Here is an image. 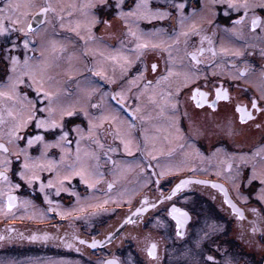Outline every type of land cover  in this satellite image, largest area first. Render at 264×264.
<instances>
[{
	"label": "flooded vegetation",
	"instance_id": "obj_1",
	"mask_svg": "<svg viewBox=\"0 0 264 264\" xmlns=\"http://www.w3.org/2000/svg\"><path fill=\"white\" fill-rule=\"evenodd\" d=\"M38 2L43 3V0ZM81 2L82 0H64V4ZM126 3L131 4L133 0H126ZM187 4L195 7L200 5L198 0H187ZM150 5L164 10L168 2L151 0ZM222 10L223 6H218L213 15L210 13L196 15L191 20L194 22V29L192 25L188 27L177 24V32L167 31L164 27L152 38L147 35L150 33H147L146 29L149 31L150 27L167 26L166 19H152L147 22L139 20L138 30L146 31L142 32L146 34L145 37L150 44H161V41L163 43L159 48L154 49L149 46L141 50L142 57L130 64L131 72L143 69L144 77L139 79L135 87L137 86L136 89L142 87V92L145 93H137L135 87L131 86L122 103H117L119 97L113 100L116 108L114 115L121 116L119 117L121 125H114V131L119 127L122 136L132 141V155L125 152L121 140L116 138H114L116 149L114 153L104 152V148L95 147L100 153L97 161L99 169L114 163V177L111 176L114 181L110 180L108 174L106 179L102 176L98 178L96 175L92 181L93 188L82 183L77 176L65 181L61 188L59 179H56L62 174L59 166L61 163L52 162L53 170L40 172V181L34 182L32 187L30 186L31 189H27L32 191L34 199L48 215V221H44L43 217L16 218L12 221L14 224L12 226L10 221L0 218V236L4 237L0 239V264H39V255L49 258L52 264H102L103 261L113 258L120 264H185V252L194 249V242L208 230V225L216 227L215 235L211 238V247L213 250L219 249L216 253L219 264H224L225 259H230L232 264H263L264 202L259 199L261 185L259 181L248 184L246 178L234 184L229 177L234 175L235 164L232 171H226L227 165L223 161L227 159L226 153L251 154L252 151L264 146V127L255 126L256 123L264 120V116L253 112L256 120L241 124L239 113L235 111L238 104L251 111L249 99L258 98L260 89L264 87V76L261 75L264 71V56L260 55V48L264 45L255 39L243 38L240 39L244 45L240 51L241 56L234 57L231 51L221 52L224 46H228L226 42L229 38L238 42L235 36L231 35V32L226 33L225 29L233 20L243 15V12H233L225 16ZM263 12L264 10L257 9V13L262 16H264ZM203 16L208 20L202 19L195 24L200 20L196 19ZM114 17L117 16L114 14ZM190 17L193 18L191 15ZM56 24L53 26V31L58 30V27L55 28ZM246 25L249 29L250 17ZM117 28L122 34L114 39V44L119 43L122 38H125V44L128 46L135 44L132 37L123 34L121 29H125V26L120 24ZM63 30L66 34L72 32L68 29ZM181 32H187L188 35H178ZM201 36L208 37L212 43L209 44L207 40L201 43ZM4 43L0 39V45ZM252 44H256V47H252ZM165 45L168 46V50H165ZM200 47H203L205 52L197 54V59L201 63L194 64L188 54L196 52ZM209 48L215 50V57L207 51ZM21 49L19 55L23 54ZM210 60L211 65L208 63ZM153 63L157 64L155 73L151 71ZM169 68L174 78L169 76ZM190 70L198 71L199 78L195 83L184 87V74ZM167 74L168 80L156 85V80ZM123 80V78L114 79V92L110 93V97L116 93V90L117 92L120 90V83ZM147 81H152V85L145 88ZM197 85L201 91L208 94L209 102L215 101V108L207 104L197 106L196 101L191 98L192 89ZM221 85L228 92V100H215V87ZM26 88L29 92V88ZM178 88L180 91L177 98ZM169 91L172 92V103L177 104L176 109L165 102L164 94ZM137 108L139 111H136ZM77 122L84 123L82 115L64 117L63 124L69 130L68 133ZM129 124H134V127L129 128ZM106 126L108 128L109 124ZM177 127L180 129V134L176 133ZM37 131L35 129L34 133H40L45 138H53L56 135L54 129ZM101 137L104 138V132H101ZM74 139L73 135L68 136L70 143L63 145L74 149L76 147ZM0 143L9 147L10 153L13 151L4 139H0ZM40 145L37 143L31 151L38 153ZM63 148L65 147H48L46 155L53 159L57 158ZM217 149L221 151L218 152ZM181 151L184 157L179 155ZM149 152L151 155H146ZM85 153L86 151L81 152L80 156H85ZM153 156L155 159H152ZM10 157H13L15 164L22 160V156L19 161L15 156ZM70 164L73 163L67 160L62 165L65 173L68 170L67 165ZM88 165L93 166L91 161ZM141 169L144 171L142 172ZM162 170L168 172L163 178L159 176ZM242 171L246 177L250 174L251 168L245 167ZM157 179H160L159 185L155 183ZM182 179L191 180L193 183L182 188L171 202L157 204L156 208L148 207V204L156 203L161 193L169 194ZM49 180L53 182V187L49 188L46 185L42 191L39 187L40 183L48 184ZM214 184L220 187H213ZM237 184H239L238 189ZM109 185L112 187L109 188ZM103 186L109 191L118 193L124 199L114 201V204L109 206L102 204L85 206V195L91 192L98 194ZM58 188L59 194H57ZM42 192H46L52 201L62 203L64 205L62 211L57 205L46 204ZM12 194L17 197L15 202L17 204L20 194L16 191ZM142 198H146L148 204H141ZM225 199L229 200L231 205H235L243 215L242 219L236 211H233L230 204L225 203ZM173 202L188 211L191 217L183 238L176 237L175 222L167 215V210ZM141 207L147 208V211L133 215L136 209ZM49 208L52 211H49ZM253 208L256 209L255 213L251 211ZM110 214L111 221L108 216ZM129 218L132 223L126 222ZM161 221L163 223H160ZM48 224L50 227L46 226ZM253 226L258 229L255 233L252 232ZM28 227H35V230H26ZM48 228L50 229L46 230ZM112 232H114L113 238L104 244H99ZM32 235L38 237L47 235L48 239L30 240L29 237ZM79 240H84L85 243L80 244ZM93 241L96 242L95 248L90 247ZM151 243L157 245L156 260H150L147 256V248ZM67 244H71L72 247H66Z\"/></svg>",
	"mask_w": 264,
	"mask_h": 264
},
{
	"label": "snow or ice",
	"instance_id": "obj_2",
	"mask_svg": "<svg viewBox=\"0 0 264 264\" xmlns=\"http://www.w3.org/2000/svg\"><path fill=\"white\" fill-rule=\"evenodd\" d=\"M167 2L175 8L179 20L178 23L183 26L187 21L191 19L190 16H184L183 10L185 9L184 3H177L175 0H167ZM0 39L5 43L0 45V61H6L8 66V76L7 82L0 84V139L7 138V143L12 145L15 149L10 153L9 147L5 144L0 143V180L4 182L3 187H0V196L6 197L7 200V209L11 211L15 205L17 197L12 195V190L19 188V184H12L8 175L6 174L10 169L13 161L10 159V156H15L17 161L20 157L23 156L24 161L21 164V170L16 173L21 180H24L30 186L36 182L40 181L39 173L45 170L52 171L53 163L49 162L48 164H43L38 161L41 160L46 154L48 147H63L61 142L70 143L68 141V132L63 131V120L64 117H72L76 114L75 105L64 106L59 103V96L57 91L52 90V77L47 75V70L52 66V62L57 58L58 54L66 51V45L60 44L55 40H51L49 33V26H54L59 22L60 27L64 28L66 25L64 23V14L67 16H72L73 12L79 13V19L74 23V26L68 28L69 31L75 32L79 36L80 40L85 41V43L94 42L95 37L92 34L94 28L104 25L106 27L110 26V21L102 18L97 14L96 10H113L117 18L121 19L124 22L126 28L127 36L133 38L135 43V51L137 56L141 54V50L151 46L152 48H159L161 44L151 43L145 39L146 34L138 30V25L136 21L141 19H165L171 15V12L168 10H161L160 8H152L150 6V0H133V3L127 4L126 0H82L81 3H70L62 4L57 0H43V3L38 2V0H0ZM218 6H223L224 15L228 16L230 13H239L243 12V15H240L238 19L232 21L233 27L230 29H225V31L231 32L234 36L243 39L244 34L242 31L237 29V25H244L250 17V27L249 30L254 33V39L259 41L261 45H264V16L257 13V9L264 10V0H261L260 3H255L254 0H209L207 7L211 9H216ZM72 9V11H66L67 9ZM127 8V11L124 9ZM211 23V21H209ZM131 25V26H130ZM134 27L137 30H133ZM193 25V29H194ZM192 30V29H190ZM83 33V34H82ZM155 35V34H147ZM178 35L187 36V32H181ZM171 38V37H169ZM204 40H207L209 44L212 41L206 37L201 36V43ZM39 42V43H37ZM247 46V45H246ZM252 47H256V44H252ZM121 47L123 48V41H121ZM23 50V60L21 61L19 57V50ZM165 50H168V46L165 45ZM39 55L29 56V52L37 53ZM207 51L212 53V56H216V52L213 48L207 49ZM205 52L203 47H200L196 52L189 53L191 60L194 64H200L201 61L197 59V54H202ZM221 52L227 53L228 50L222 48ZM101 56H104L103 52H100ZM232 56L238 57L242 53L235 51L231 53ZM260 55L264 56V47L260 48ZM71 59V56H69ZM106 59L112 61H123L122 68L126 70V66L131 63L128 60L127 56L123 55L120 49H117L115 54L109 53L106 56ZM171 59V57H169ZM209 65L212 64V61H208ZM151 71L155 73L157 71V64L153 63L151 65ZM169 76L172 75L171 68L168 69ZM94 75L103 76L102 71H94ZM215 75V74H214ZM243 75V72H241ZM264 76V71L261 73ZM141 78L143 74L141 73ZM198 71L190 70L184 74L183 86L187 87L190 83H195V80L198 79ZM168 80V76H161L156 80V85H159L161 81ZM21 85L31 88L35 92V100L30 99L28 94L23 92ZM152 85V81H147L145 88H148ZM92 91H95L93 89ZM180 89H177V98L179 95ZM105 96L108 94L105 93ZM208 94L204 91H201L197 85L192 89L191 98L196 101L198 107L207 104L209 107L215 108V101L209 102L207 99ZM117 97L120 99L117 100ZM87 98L90 101L91 92L87 94ZM112 100H117V103H122L124 100L123 92H116L111 96ZM164 99L167 104H169L173 109L177 108V104L172 103V92H166L164 94ZM228 92L223 86L215 87V100H228ZM47 101L42 107H38L37 102ZM249 104L251 111L242 107L241 105H236L235 111L239 113V120L241 124L246 123L247 121H255L256 116L253 115V112L264 116V87L260 89V95L258 98H250ZM90 107L95 109L98 108V104H90ZM84 112L86 118H89V113L87 110L81 109ZM163 107L161 112L163 113ZM139 111V108L136 109ZM46 115H38L45 114ZM98 121V122H97ZM107 122L110 125H118L121 123L119 117L114 114H102L96 118H89V127L88 135L94 138L95 129L103 127ZM35 124L36 129H43L45 131L52 129H60V135L57 139L55 145L45 143V137L43 135H29L25 132V129H28L31 124ZM257 128L264 127V120H261L260 123H256ZM129 128L134 127V124H129ZM6 129V130H5ZM72 131L77 132L78 134L82 131L79 127L74 128ZM176 133L180 134V129L176 128ZM113 137L120 139L121 143L124 146V150L128 155H132V141L125 139L119 127L115 128V131L112 133ZM26 138V144L23 148L18 146V142ZM93 142L96 143L100 148H103V144H100L99 140L93 139ZM37 143L43 145L41 151V157L32 158L28 154V149L32 148ZM80 140H77V150L76 158L73 164L67 165V173L59 177L58 183L60 187H63L65 181H70L73 176L80 178L81 182L87 184L89 188L94 187L92 182L94 177L98 175V172L95 170L98 165L89 166L86 161H82L80 156L79 148ZM183 147V146H181ZM139 150V149H137ZM116 149L109 147L107 152H115ZM217 151H221L217 149ZM146 155H151V153H146ZM85 156L92 160H99V156L96 153H85ZM227 159L223 161L227 167L226 171L233 170V164H235L234 175L230 176L229 179L232 180L234 184L238 180L242 181L245 178L247 179L248 184H251L253 181H259L261 189L259 192V199L264 202V146L254 150L251 154L240 152V153H231L227 154ZM64 156L61 157L63 161ZM152 159H155L153 156ZM77 164L79 165L77 167ZM250 167L251 172L245 177L242 168ZM143 172L144 169H141ZM168 172L162 170L159 173V176L163 178L167 175ZM155 175V173H153ZM157 185L160 184V179L155 181ZM193 183V181L188 179H182L177 183L170 191L169 194L164 195L161 193L160 197L156 200V203L148 204L146 198L141 199V204H148L150 208H156L157 204H163L165 201L171 202L173 197L177 195L186 185ZM195 183H202L201 181H195ZM237 189L239 184L236 185ZM45 185L41 184V190H43ZM47 187H53V182L49 180ZM112 186L109 185V188ZM213 187H220L219 185H213ZM59 188L57 194H59ZM221 191L223 188L221 187ZM227 194L225 193V196ZM47 200V197H45ZM51 203V201H49ZM107 203V201H105ZM225 203L231 205V202L225 199ZM233 211H236L238 216L242 219L243 215L235 208V205H231ZM52 211L51 208L48 209ZM147 211V208L141 207L136 209V212L133 215H137ZM253 213L256 212V209L251 210ZM63 215V214H61ZM167 215L175 222V235L178 238H183L186 235V225H188L189 220L191 219L188 211L184 210L181 207H178L174 202L171 203V207L167 210ZM127 223H132L133 221L129 218ZM160 223H163L161 221ZM208 230L203 232V235L200 236L194 242V249H188L185 256V264H219L216 258V253L219 249L213 250L211 247L212 236L215 235L216 227L215 225H208ZM258 229L253 226L252 232H257ZM111 235V233L109 234ZM0 239L4 237L0 236ZM30 240L43 239L47 240V235L38 237L32 235L29 237ZM74 239H76L74 237ZM80 244H84V240H79ZM66 247L71 248V244H67ZM90 247L95 248L96 242L93 241ZM156 248L155 243H151L147 248V256L150 260H156ZM79 251V249H77ZM102 264H120V262L113 258L111 260L103 261ZM224 264H232L230 259H225Z\"/></svg>",
	"mask_w": 264,
	"mask_h": 264
},
{
	"label": "rangeland",
	"instance_id": "obj_3",
	"mask_svg": "<svg viewBox=\"0 0 264 264\" xmlns=\"http://www.w3.org/2000/svg\"><path fill=\"white\" fill-rule=\"evenodd\" d=\"M151 1V0H150ZM176 2V1H175ZM184 3L185 4V9L183 10V15L184 16H193L189 21H187L184 25H187L190 27L191 25H194V22L191 21L196 17V15H208L209 13L213 15L215 13V9H209L207 7L209 0H198L200 5H197L196 7L194 5H188L187 0H182L178 1L177 3ZM255 3H260L261 0H254ZM60 3L64 4V0H60ZM3 6V5H2ZM0 6V7H2ZM152 8H157L153 7L150 5ZM169 12H171V15L168 16L166 19V25L167 26H161L159 27H150L149 31L146 29L147 33L150 34H155V35H150L151 38L158 35L159 30H163L164 27H166V30H172L173 32H177L178 30V20L179 16L175 10L169 3L167 7L165 8ZM164 9V10H165ZM72 11V9H67L66 11ZM127 11V9H124ZM163 10V9H161ZM97 14L100 15L102 18L107 19L110 21V26L106 27L104 25L98 26L97 29H93L92 34L95 37L94 42H89L85 43V41L80 40L79 36L76 35L75 32H71L69 34H66V31L63 29H68L70 26H74V23L77 19H79V13L74 12L72 16H67L64 14V23L65 27L61 28L60 24H56L55 28L58 27V30L53 31V26H49V33H50V39L55 40L60 44L66 45V51L63 53L58 54L57 58L52 62V66L48 68L47 70V75L52 77V90L58 92L59 96V103L63 104L64 106H72L75 105L76 107V114L77 115H82L84 119V123H75L71 127V132L69 133L68 136L73 135L74 136V141H75V148L73 147H66L64 142H61V144L65 147L61 150L60 154L57 156V158L53 159L51 156H45L41 158L40 163L43 164H48L49 162H56L61 163L59 166L62 169V174H66L64 167L62 165L65 164L67 160H70V162H74L76 158V148H77V140H80L79 148H80V153L85 152L86 153H96L99 156V149H101L96 143L93 142V139L99 140L100 144H103L104 152H107V149L109 147L114 148V137L112 133L114 132V125H110L107 128V122L103 125L101 128L95 129V135L94 138L90 137L88 135V127H89V118H96L101 116L102 114H114V111L116 108L114 107V102L110 97V93L114 92V79H124L120 83V92H123L124 97L128 95V90L131 88V86L135 87L136 84L139 83V79L141 78V73L143 74L144 77V71L143 69H138L135 72H131L129 67L130 64L133 62H137L138 58L142 57V53L137 56V53L135 51V44L128 46L125 44L124 39L121 36V40H119V43L114 44V39H116L119 34L121 35L122 33H119L120 30L117 28L118 26L124 25V22L117 18L114 17L115 12L109 9L105 10H96ZM224 12V10H222ZM264 13V12H263ZM66 15V16H65ZM206 16L199 17L196 20L197 21L195 24L198 22L202 21V19H206ZM238 19V18H237ZM145 22L149 21L148 19H141ZM152 20V19H151ZM136 25L139 26V20L135 22ZM193 23V24H192ZM247 21L245 22L244 25H237V29L242 31L244 34V39L248 40H253L254 39V33H252L249 29H247L248 25H246ZM176 25V27H175ZM131 26V25H130ZM156 27V28H155ZM233 25H229L228 28H232ZM139 29V28H138ZM123 34L126 33V28L121 29ZM124 30V31H123ZM133 30H137L136 27H134ZM144 30H140L142 32ZM144 31V32H146ZM226 33L228 31H225ZM83 34V33H82ZM233 35V34H231ZM234 36V35H233ZM232 36V37H233ZM235 38L238 40V42L232 41L231 38H229L228 42L226 44L228 46H224V49H227L228 51L235 52V51H242L244 45L240 42V38L236 37ZM146 40H148L145 37ZM2 40V39H1ZM235 40V39H234ZM121 41H124L123 45L124 47H121ZM236 41V40H235ZM39 43V42H37ZM136 43V42H135ZM134 46L133 48H131ZM120 49L123 53V55L127 56L128 60L131 61L130 64L126 66V70L122 68L123 61H112L106 59V56L109 53L115 54L116 50ZM22 50V49H21ZM100 52L104 53V56L100 55ZM23 53V50H22ZM29 56L32 55H39V52L37 53H28ZM69 56H71V59H69ZM21 61L23 60V54L19 55ZM94 71H102L104 73L103 76H96L94 75ZM7 76H8V66L7 62L5 61H0V84H4L7 82ZM168 76V74H167ZM171 77H175L174 75H171ZM252 77H250L251 79ZM137 86L135 87V89ZM21 89L23 92L27 93L30 99L35 100V92L32 91L31 88H29V92H27V88L24 85H21ZM95 89V91H92ZM143 89L142 87L140 89H136L137 93H145L142 92ZM91 92V99L90 101L87 98V94ZM117 92V90H116ZM107 93L108 95L105 96L104 94ZM114 94V93H113ZM38 107H42L45 104H47V101L37 102ZM90 104H98V108H91ZM87 110L89 113V118H86L84 115V112L81 110ZM38 115H46L45 114H38ZM121 118V116L119 115ZM75 122V121H74ZM73 122V123H74ZM98 122V121H97ZM64 125V124H63ZM121 125V124H119ZM79 127L82 131L78 134L75 131H72L74 128ZM65 125L63 127V131L68 132L69 130H65ZM36 129L35 124H31L28 129H25V132H27L29 135H37L40 133H34V130ZM6 130V129H5ZM39 131H45L43 129H37ZM56 131L55 137H47L45 138V143L48 144H56L57 139L60 135V129H54ZM101 132H104V138L101 137ZM41 135V134H40ZM5 141H7V138H2ZM26 144V138L20 142H18V146L20 148H23ZM13 149L12 145H10ZM35 146V145H34ZM34 146L32 148H34ZM85 147V150L83 148ZM95 147H99V149H95ZM87 148V149H86ZM43 149V145H40V149L38 150V153L32 152L31 148L28 149V154L32 158H37L41 157V151ZM179 155L183 156V151H181ZM114 153V152H111ZM64 156L65 159L62 161L61 157ZM184 157V156H183ZM10 159L13 161V157H10ZM53 159V160H52ZM82 161H86L88 164L90 161L92 162L93 165H98L96 160L89 159L88 157L81 155ZM24 158L22 156V160L18 162V164H15L16 162L13 161L10 169L7 172L8 179L12 184H19L20 187L13 189L12 192H18L20 194L19 201L17 204L14 205L11 211H8L7 209V202L6 198L4 196H0V218H5L7 222L10 221L12 224V221H14L16 218H32V219H40L43 217L45 219L44 221H48L49 217L45 213L43 209H41V206L37 201L34 199L32 195L30 185L27 184L24 180H21L20 177L16 174L18 173L21 168V164L23 163ZM114 164V163H113ZM105 165L104 168L97 167L98 175L97 177L101 178V176L106 179L108 174L110 176V180L114 181V179L111 178V176L114 177V165ZM64 170V171H63ZM68 171V170H67ZM60 176L56 177V179H59ZM96 177V178H97ZM41 184L43 185H48L46 182L40 183V189H41ZM4 182L1 180L0 187H3ZM28 186V187H27ZM26 187V188H25ZM32 187V185H31ZM43 191V190H42ZM100 193L98 194H93L87 193L84 197V200L86 202L85 206L89 205H98L102 204L103 206H109L111 204H114V201H121L124 198L120 197L118 193H115L114 191H109L106 189L105 186H103L102 191H99ZM44 202L49 205H57L59 209L61 210L64 208V205L60 202L52 201V199L47 195L46 192H42ZM47 197V200L45 199ZM51 201V203H49ZM107 201V203H105ZM62 211V210H61ZM110 216L109 221H111L112 217L111 214L108 215ZM46 224V223H44ZM10 225V224H9ZM14 226V224H12ZM47 227H50V224L46 225ZM50 228L46 229L49 230ZM26 230L29 231H34L35 227H28ZM38 263L39 264H52V261H48L47 257L44 256H38Z\"/></svg>",
	"mask_w": 264,
	"mask_h": 264
},
{
	"label": "water",
	"instance_id": "obj_4",
	"mask_svg": "<svg viewBox=\"0 0 264 264\" xmlns=\"http://www.w3.org/2000/svg\"><path fill=\"white\" fill-rule=\"evenodd\" d=\"M12 195L15 196V194H12ZM109 234L102 241H100L99 244H104V243L108 242L111 238H113L114 232H112L111 235H109ZM107 260H111V259H107ZM107 260H105V261H107ZM263 264H264V262H263Z\"/></svg>",
	"mask_w": 264,
	"mask_h": 264
}]
</instances>
